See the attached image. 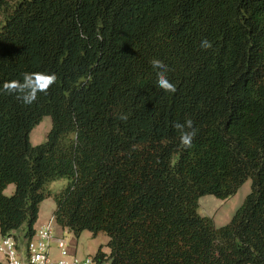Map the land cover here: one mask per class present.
I'll use <instances>...</instances> for the list:
<instances>
[{
    "label": "trees",
    "instance_id": "1",
    "mask_svg": "<svg viewBox=\"0 0 264 264\" xmlns=\"http://www.w3.org/2000/svg\"><path fill=\"white\" fill-rule=\"evenodd\" d=\"M25 72L57 76L32 105L2 91ZM249 180L230 223L200 215ZM51 198L59 230L107 235L99 263L264 264V0H0L1 238L31 240Z\"/></svg>",
    "mask_w": 264,
    "mask_h": 264
},
{
    "label": "rangeland",
    "instance_id": "2",
    "mask_svg": "<svg viewBox=\"0 0 264 264\" xmlns=\"http://www.w3.org/2000/svg\"><path fill=\"white\" fill-rule=\"evenodd\" d=\"M52 128L51 118L46 117L42 123L32 132L30 140L33 146H38L47 141V137ZM65 180L55 182L50 187L53 193L62 192L67 186ZM15 186L11 185L7 188L4 194L11 197L15 193ZM251 192V180L247 181L239 190L238 194L227 201L219 200L215 197L208 196L200 201V215L214 219L216 226H225L233 219L237 211L243 205L245 199ZM42 209L45 214L53 215L57 211V206L53 198L42 203ZM66 239H74L77 243V257L86 259L90 256L91 251H98L101 245H106L109 241L106 234L101 233L97 238H94L90 232H84L79 238L71 233L66 234Z\"/></svg>",
    "mask_w": 264,
    "mask_h": 264
},
{
    "label": "built area",
    "instance_id": "3",
    "mask_svg": "<svg viewBox=\"0 0 264 264\" xmlns=\"http://www.w3.org/2000/svg\"><path fill=\"white\" fill-rule=\"evenodd\" d=\"M57 229L54 213L31 240H22L16 234L1 238L0 254L7 264H110L99 263L93 256L79 259L70 252L65 237L57 235Z\"/></svg>",
    "mask_w": 264,
    "mask_h": 264
},
{
    "label": "clouds",
    "instance_id": "4",
    "mask_svg": "<svg viewBox=\"0 0 264 264\" xmlns=\"http://www.w3.org/2000/svg\"><path fill=\"white\" fill-rule=\"evenodd\" d=\"M80 35L82 39H87L85 33L81 32ZM97 38L102 39L99 35ZM212 46V43L207 39L202 40L200 44V47L204 50L210 49ZM151 65L156 70L158 87L166 93H175L177 91L176 86L167 77L169 71L168 65L160 59H153ZM56 80L57 76L55 73L25 72L22 73V79L20 80L13 79L5 81L2 86V91L10 95H15L24 105H32L37 101L39 94L48 93ZM121 119L126 120L127 116H121ZM173 127L179 133L180 144L185 149L191 148L193 139L197 134L193 126V121L187 119L183 123L175 122Z\"/></svg>",
    "mask_w": 264,
    "mask_h": 264
},
{
    "label": "crops",
    "instance_id": "5",
    "mask_svg": "<svg viewBox=\"0 0 264 264\" xmlns=\"http://www.w3.org/2000/svg\"><path fill=\"white\" fill-rule=\"evenodd\" d=\"M50 217L51 216H49L48 214H45L43 212L42 204H41V206H40V213H39V219H38L37 224L35 225V229L37 230L40 227L44 226L49 221ZM67 233H70V232L68 230H59V229H57V235H59V236L62 235V236L65 237V239H66V234ZM19 236H21V235H19ZM0 239H1V236H0ZM66 240H67V242L69 244L70 252L73 255L77 256L78 255V250L75 248V247H77L76 241L74 239H70L69 241H68V239H66ZM101 246H103V245H101ZM105 251L107 253L109 252V250H107V249ZM97 252L98 251H95V250L91 251L90 256H93L94 257L97 254ZM55 254H56V256H58V252L56 250H55ZM0 264H7L5 258L1 254H0Z\"/></svg>",
    "mask_w": 264,
    "mask_h": 264
}]
</instances>
